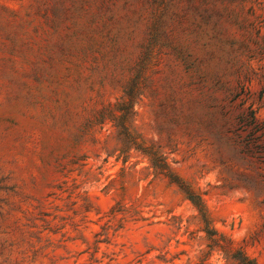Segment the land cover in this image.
<instances>
[{
  "label": "rangeland",
  "instance_id": "rangeland-1",
  "mask_svg": "<svg viewBox=\"0 0 264 264\" xmlns=\"http://www.w3.org/2000/svg\"><path fill=\"white\" fill-rule=\"evenodd\" d=\"M249 262L264 0H0V264Z\"/></svg>",
  "mask_w": 264,
  "mask_h": 264
},
{
  "label": "trees",
  "instance_id": "trees-1",
  "mask_svg": "<svg viewBox=\"0 0 264 264\" xmlns=\"http://www.w3.org/2000/svg\"><path fill=\"white\" fill-rule=\"evenodd\" d=\"M125 124L127 125V123H124V125ZM125 131H126L125 139L122 140L119 139L124 146V150L122 153L128 155V153L132 149H135L136 151H140L145 156L150 158L151 167H153L156 172H159L160 174L169 178L172 184L177 185L186 194L187 198L192 202V204L198 210L204 223L208 224L209 223L208 212L203 199L200 196H196L192 191H190V189H186L183 187V183H181V179L176 174L172 173L169 164L164 158H161V164H159L160 162L156 160L155 155L142 149V143H140L138 139L135 138V136L129 131V128L125 129ZM248 264H254V263L249 262Z\"/></svg>",
  "mask_w": 264,
  "mask_h": 264
}]
</instances>
